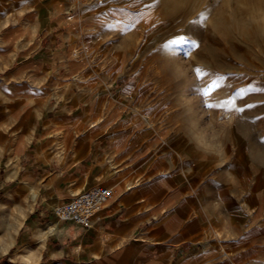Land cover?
<instances>
[{"label": "rangeland", "instance_id": "374dc122", "mask_svg": "<svg viewBox=\"0 0 264 264\" xmlns=\"http://www.w3.org/2000/svg\"><path fill=\"white\" fill-rule=\"evenodd\" d=\"M202 13L206 23L192 24ZM59 14L78 17L68 47L47 33ZM12 28L17 41L0 55V264H14L13 249L47 204L50 171L90 161L99 124L125 122L264 167L258 0H0V49ZM179 36L189 43L166 54ZM19 187L24 198L8 201ZM33 191L39 199L30 203Z\"/></svg>", "mask_w": 264, "mask_h": 264}, {"label": "crops", "instance_id": "0c3cea01", "mask_svg": "<svg viewBox=\"0 0 264 264\" xmlns=\"http://www.w3.org/2000/svg\"><path fill=\"white\" fill-rule=\"evenodd\" d=\"M77 19L59 14L47 33L68 47ZM18 31L4 32L0 55L14 47ZM103 125L91 134L90 161L50 171L47 204L36 208L13 249L14 264H264L263 165L242 154L196 151L125 122ZM81 140L76 146H85ZM98 185L115 196L91 228L54 215Z\"/></svg>", "mask_w": 264, "mask_h": 264}, {"label": "built area", "instance_id": "2783aa9c", "mask_svg": "<svg viewBox=\"0 0 264 264\" xmlns=\"http://www.w3.org/2000/svg\"><path fill=\"white\" fill-rule=\"evenodd\" d=\"M115 191L107 186H94L73 200L54 208L53 213L62 222H72L87 229L94 218L114 198Z\"/></svg>", "mask_w": 264, "mask_h": 264}, {"label": "snow or ice", "instance_id": "6c2138e0", "mask_svg": "<svg viewBox=\"0 0 264 264\" xmlns=\"http://www.w3.org/2000/svg\"><path fill=\"white\" fill-rule=\"evenodd\" d=\"M206 19L207 17L202 13L200 17H198L196 20L192 21V24H198V23H206ZM189 43V40L186 36H179L174 40L169 41L165 46H164V51L166 52V54L169 55H175L178 51V48L182 45H185ZM205 70L197 68L195 70V74L199 76V74L203 73ZM209 75H212L211 73H209ZM199 91H201L202 96L203 97H208L210 98V94L212 93V89L210 86H204L200 89H198ZM206 107L209 109H213L215 107H219L218 104L214 105L212 103H207ZM235 109H229V111H234Z\"/></svg>", "mask_w": 264, "mask_h": 264}, {"label": "bare ground", "instance_id": "6f19581e", "mask_svg": "<svg viewBox=\"0 0 264 264\" xmlns=\"http://www.w3.org/2000/svg\"><path fill=\"white\" fill-rule=\"evenodd\" d=\"M50 77V76H49ZM137 117H138V115H136ZM31 117V116H30ZM138 118H140V117H138ZM135 121H137V120H135ZM77 147H79L78 145L76 146V148ZM12 153H13V151H12ZM8 166V165H7ZM11 166H12V164H11ZM9 167H10V165H9ZM8 167V168H9ZM13 167V166H12ZM10 172V171H9ZM10 176H12V175H8V177H10ZM10 179V178H9ZM23 192H24V188L23 187H19L17 190H15V191H12L11 193H8L6 196H7V200L8 201H10V200H12V201H16V200H18L22 195H23ZM25 194V193H24ZM23 198H24V195L22 196ZM27 198V197H26ZM26 198H25V200H26ZM29 198V197H28ZM39 199V192H37V191H33L32 193H31V196H30V198H29V202L30 203H35L37 200ZM21 200V199H20ZM23 201H24V199H23ZM27 204V203H26ZM1 208H2V205H0V212H1ZM244 209V208H243ZM251 210V209H250ZM249 213V212H248ZM239 215V214H238ZM243 217V216H242ZM243 219V218H242ZM200 220V219H199ZM230 229V228H229ZM38 231H42V229L41 228H39V230ZM227 231V230H226ZM239 231V230H238ZM244 232V231H243ZM242 232V233H243ZM37 233V232H36ZM224 233V232H223ZM222 233V234H223ZM227 233V232H226Z\"/></svg>", "mask_w": 264, "mask_h": 264}, {"label": "clouds", "instance_id": "9594fccd", "mask_svg": "<svg viewBox=\"0 0 264 264\" xmlns=\"http://www.w3.org/2000/svg\"><path fill=\"white\" fill-rule=\"evenodd\" d=\"M258 4L264 6V0H258Z\"/></svg>", "mask_w": 264, "mask_h": 264}]
</instances>
